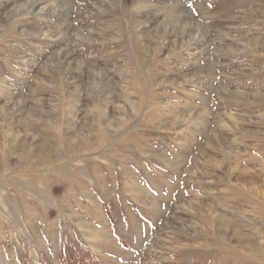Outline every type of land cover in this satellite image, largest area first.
Listing matches in <instances>:
<instances>
[{
    "label": "rangeland",
    "instance_id": "rangeland-1",
    "mask_svg": "<svg viewBox=\"0 0 264 264\" xmlns=\"http://www.w3.org/2000/svg\"><path fill=\"white\" fill-rule=\"evenodd\" d=\"M0 116V264H264V0H0Z\"/></svg>",
    "mask_w": 264,
    "mask_h": 264
},
{
    "label": "bare ground",
    "instance_id": "bare-ground-1",
    "mask_svg": "<svg viewBox=\"0 0 264 264\" xmlns=\"http://www.w3.org/2000/svg\"><path fill=\"white\" fill-rule=\"evenodd\" d=\"M7 108L8 107H2L1 108V112L2 113L4 112L3 113L4 115H3V118L2 119L4 121H6V123H4V126L7 127V130H6L7 133L6 134L8 135V137L11 138L10 141L12 142V144L14 145L15 142H18V141H20L22 139H23L22 141L28 142V143H30L29 141L39 142V140H37V135L34 133V131H32V129L29 127L28 123L25 120L19 119L18 121H14V120L11 121V119L9 118L10 116L7 115L8 114L7 113ZM124 111L125 110L122 109V108L119 109V112H124ZM12 118H13V116H12ZM13 124L15 125V128L18 127V129H14ZM72 137H73V134L71 133L70 136H68V140H70ZM36 144H38L37 146H40L39 148H41L43 151H47L46 150V147L41 142L36 143ZM29 148H31L30 150L32 151L33 148L32 147H29ZM30 153L31 152L29 151L27 154L30 155ZM32 153L34 154L33 151H32ZM44 156L48 157L49 155H44ZM42 159H43L42 157L41 158L39 157V162Z\"/></svg>",
    "mask_w": 264,
    "mask_h": 264
}]
</instances>
